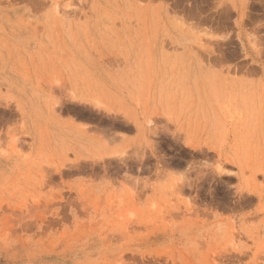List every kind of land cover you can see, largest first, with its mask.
Masks as SVG:
<instances>
[{"label":"rangeland","instance_id":"1","mask_svg":"<svg viewBox=\"0 0 264 264\" xmlns=\"http://www.w3.org/2000/svg\"><path fill=\"white\" fill-rule=\"evenodd\" d=\"M0 264H264V0H0Z\"/></svg>","mask_w":264,"mask_h":264}]
</instances>
